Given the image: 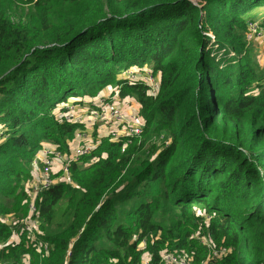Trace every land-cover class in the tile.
Listing matches in <instances>:
<instances>
[{
	"label": "trees",
	"instance_id": "trees-1",
	"mask_svg": "<svg viewBox=\"0 0 264 264\" xmlns=\"http://www.w3.org/2000/svg\"><path fill=\"white\" fill-rule=\"evenodd\" d=\"M254 19L264 25V0H0V262L139 264L146 252L158 264L168 250L194 264H264V68L245 39ZM128 68L153 73L156 93L122 76ZM112 83L139 104L141 134L104 137L70 164L71 183L37 194L46 254L19 229L8 243L19 225L1 218L27 215L36 152L67 153L85 129L66 103L89 105ZM202 239L218 254L205 260Z\"/></svg>",
	"mask_w": 264,
	"mask_h": 264
},
{
	"label": "built area",
	"instance_id": "built-area-1",
	"mask_svg": "<svg viewBox=\"0 0 264 264\" xmlns=\"http://www.w3.org/2000/svg\"><path fill=\"white\" fill-rule=\"evenodd\" d=\"M196 2V0H192ZM245 39L247 43L255 42L257 39H263L264 41V27L259 19L250 20L247 23V32ZM127 73L125 77L129 80H142L148 87V91L151 94H155L158 86V78L150 71L136 72L133 68L126 69ZM140 74V75H137ZM118 89V88H117ZM78 111H86L87 115H81ZM75 112L74 117H70L71 113ZM79 115H78V114ZM85 114V113H84ZM67 119H73L84 124L85 129L77 130L75 133L81 138L79 143L67 153H61L57 150L52 152L44 151V159L42 160L44 168L41 171L40 182L36 190V195L42 190L48 188L54 182L71 183L70 164L72 162L78 163L81 157L88 155L92 149L100 144L101 139L104 137L110 141H118L120 138L128 135H140L142 132V120L138 113L128 112L125 113L120 104L115 101H109L107 96H101L92 99L89 105L79 107L77 109L69 108L68 113L65 115ZM96 127L97 136L93 137L91 132H87L86 129ZM101 131L104 132L101 135ZM80 133H84L81 136ZM100 135L102 137H100ZM82 138L87 139L88 143H82ZM52 153V155H50ZM35 202V199H34ZM38 212L35 203L30 204L27 215L19 221V232L25 234L26 242L33 245L36 253L43 255L49 250L47 243L41 242L34 234V230L38 226ZM19 232L14 231V237L19 238ZM144 242L140 244L143 247ZM202 244L211 246L208 241L202 239ZM2 244L0 243V246ZM140 246V245H139ZM3 245L0 247V249ZM69 255L67 250L66 257ZM150 255L144 252L140 257L139 264H150ZM22 264H29V261H22ZM158 264H194L193 257L188 256L185 253H177L176 251L163 250L159 253ZM205 264H214L213 262H206Z\"/></svg>",
	"mask_w": 264,
	"mask_h": 264
},
{
	"label": "rangeland",
	"instance_id": "rangeland-1",
	"mask_svg": "<svg viewBox=\"0 0 264 264\" xmlns=\"http://www.w3.org/2000/svg\"><path fill=\"white\" fill-rule=\"evenodd\" d=\"M262 9L263 8H257L255 10H252L251 11V14L254 17L256 16L255 18H259L260 15L262 14ZM16 12L18 14H20L21 13V9H18ZM263 27H264V25H263ZM248 45L249 46H247L246 52L248 53L247 56H248L249 60H251L254 63H257L260 67L264 68V41H263V39H257L255 42H251ZM126 73H127L126 70L123 71L122 76L125 75ZM137 75H140V74H137ZM99 95H101V96H107V99L109 101L113 100L116 103L120 104V106H122L123 109L126 110L127 112H134V113L136 112V113H138L135 110V105L138 104L136 102L135 98L132 97V96H129V95L121 96L119 94V92H118L117 85L114 84V83L109 84L106 87H104L101 91H99V93L95 97H92V99L98 97ZM66 106H67V108H73V107L75 109L79 108L78 105H72V104H69V103H66ZM56 112H57V110L55 109L53 113L56 114ZM78 112L81 113V115H79L77 113L80 117L81 116L83 117V116L87 115V112L86 111H78ZM75 115H76L75 112H73V113H71V116L70 117H74ZM57 117L58 116H56V118ZM83 127H84V125H83ZM94 128H88L87 127L86 131L87 132H91L92 129H94ZM100 133H101V135L104 134L103 131H101ZM82 134H84V133H80L81 136H84L85 135V134L84 135H82ZM101 135H100V137H102ZM80 140H81V138L75 133L74 136L72 137V139L68 141V146L69 147L67 149L68 150H72L79 143ZM82 140H85V141H82L83 143L84 142H85V144L88 143V140L87 139L82 138ZM48 144L50 145V143H48ZM49 145L48 146L47 145H44V147H41L40 150L36 152V154H35L36 156H35L34 159H37L38 160V157L40 156L39 155L40 152H41V154H43L44 151H48V148H50ZM94 160L95 159L92 158L90 161H88L87 163H84V165H82V166H86V165H88L90 162H92ZM32 165L33 166L30 168L31 171H32V173L30 172L29 176L25 178V182L23 184V187H24L23 189H24V191L26 193V196H27V204H28L27 213H28L30 204H33L34 203V199L37 197L36 190L38 188V183L41 180V179H38L37 180V179L34 178V176H33V168L38 173V176L41 174V171L44 168L43 162L42 161L39 162V160L38 161H36V160L33 161V164ZM153 187H154L153 190H155L157 193L160 192L159 189L156 188V186H153ZM130 202H131V200H127V204H130ZM196 209H197V213L198 214H201L200 207H196ZM1 220L3 222H5V223L10 224V225L13 224V223H15V222H17V225H19V221H20L19 218L18 219H15L14 217H12V215L2 216ZM18 229H19V226H18L17 229L14 228V231H17ZM36 230L33 231L35 235H36V232H37ZM194 232H196L195 234H197L198 237H202L203 236V235H201L202 234V229H201V227H199V225L197 226L196 229H193V232L192 233H194ZM203 240H205V239H203ZM18 241H19V238L12 236L9 239V242L8 243L18 242ZM205 241H207V240H205ZM209 242L211 243V246L210 247L212 249L207 250V256H205V258H204L205 260H206V257L208 259H210L211 257H213L216 254H218L217 249H218L219 246H217V243L215 241H213V240H210ZM21 260L22 261H29V256L27 254H24V255H22V259ZM0 264H3V263L0 262Z\"/></svg>",
	"mask_w": 264,
	"mask_h": 264
},
{
	"label": "crops",
	"instance_id": "crops-1",
	"mask_svg": "<svg viewBox=\"0 0 264 264\" xmlns=\"http://www.w3.org/2000/svg\"><path fill=\"white\" fill-rule=\"evenodd\" d=\"M135 110L138 112V110H139V104H137V105H135ZM125 111V113H128L126 110H124ZM44 145H49L48 143H44L43 144V146L42 147H44ZM49 147L50 148H48V151H52L53 150V145L52 144H50L49 145ZM52 148V149H51ZM40 156L38 157V160H39V162H41L43 159H44V154H41V152H40V154H39ZM31 173H32V171H31ZM33 176H34V178L35 179H40V177H41V174L38 176V173L36 172V170L33 168ZM139 247H142V245H140Z\"/></svg>",
	"mask_w": 264,
	"mask_h": 264
},
{
	"label": "bare ground",
	"instance_id": "bare-ground-1",
	"mask_svg": "<svg viewBox=\"0 0 264 264\" xmlns=\"http://www.w3.org/2000/svg\"><path fill=\"white\" fill-rule=\"evenodd\" d=\"M83 141H85V140H83ZM83 143V142H82ZM84 144H85V142H84Z\"/></svg>",
	"mask_w": 264,
	"mask_h": 264
}]
</instances>
